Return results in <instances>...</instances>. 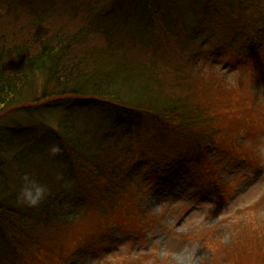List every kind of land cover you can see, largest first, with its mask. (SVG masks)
Listing matches in <instances>:
<instances>
[{
  "label": "trees",
  "instance_id": "obj_1",
  "mask_svg": "<svg viewBox=\"0 0 264 264\" xmlns=\"http://www.w3.org/2000/svg\"><path fill=\"white\" fill-rule=\"evenodd\" d=\"M30 2L24 0L26 6L19 10L0 0V118L12 109L31 114L40 107L48 111L66 105L58 125L40 132L30 152L43 154L48 142L60 143L75 168L88 173L89 185L82 188L90 186L103 197L99 208L90 206L82 193L85 209L118 213L133 201L132 184L139 177L148 187L175 164L191 165L196 176L209 173L218 181L214 160L249 161L236 144L239 138L231 142L230 137L238 89H228L216 63L208 77L198 64L208 65V57H217L219 50L223 58L236 54L239 65L258 66L264 58V0H206L198 22L187 31V9L175 11V0H69L67 13L57 12L54 0L43 10L33 9ZM223 23L239 25L230 39L221 41L215 31ZM146 35L159 37L170 48L191 38L197 72L187 76L178 63L171 73L158 68L156 42ZM259 82L264 83V75ZM263 86L242 100L249 117L259 114L264 120ZM93 113L99 115L94 122L87 119ZM102 157L113 160L110 167ZM106 173L120 178L118 188L96 187ZM214 185L221 195V183ZM35 208L37 212L25 210L16 199L0 195V226L10 241L15 242L16 234L27 241L38 234L39 245L41 229L37 233L31 226L44 222L47 227L51 217L57 219L45 202ZM219 232L202 233L209 257L200 264H264V224L245 218Z\"/></svg>",
  "mask_w": 264,
  "mask_h": 264
},
{
  "label": "rangeland",
  "instance_id": "obj_2",
  "mask_svg": "<svg viewBox=\"0 0 264 264\" xmlns=\"http://www.w3.org/2000/svg\"><path fill=\"white\" fill-rule=\"evenodd\" d=\"M5 1L19 10L26 6L24 0ZM44 1L45 4H41V0H32L29 4L33 3V9H49L53 0ZM54 1L57 12L67 13L69 0ZM175 1L178 2L172 7L175 11L187 9L184 16L187 31L191 23L198 22L206 0ZM124 6L129 9L128 2ZM238 25L233 23L228 27L223 23L215 32L221 41L230 39ZM260 29L264 30V22ZM175 35L172 33V37ZM145 39L158 44V47L154 44L158 51V68L168 69L171 73L173 65L178 63L184 66L187 76L197 72L198 66L190 55L196 48L191 38L189 41L184 39L183 43L179 39L171 48L165 47L159 37L152 39L146 35ZM216 52L217 57L209 56L206 60L208 65H198L203 69V77H208L212 73L210 66L216 63L214 67L223 83L229 85L228 89L234 93L238 89V97L232 106L235 119L231 122L234 132L230 137L231 142L239 138L235 140L236 144L243 146L241 151L249 161L243 158L233 159L231 163L226 159L214 160L212 171L219 175L218 181L209 173L196 176L191 165L177 164L170 170L164 169L148 187H143L144 181L139 177L137 183L132 184L133 201L118 213L111 210L105 214L101 209H85L82 193L87 195L90 206L99 208L103 197L90 186L82 188L84 184L89 185L88 173L83 174L75 168L78 165L66 158L63 151L57 155L62 158L49 155L50 147L54 144L61 147L60 143L48 142L43 154L32 155L30 152L40 132H48L58 125L66 105L48 111L40 107L31 114L12 109L1 117L0 195L11 201L16 199V203L25 210L37 212L35 207L22 205L17 199L23 184L22 177L28 173L50 189L44 202L57 220L51 217L47 227L44 222L31 226L37 233V228L41 229L39 245L38 234L30 235L34 238L32 241H27L23 234H16L13 243L0 226V264H200L209 257L201 242L205 230L217 228L221 235L228 225L243 222L245 218L264 224V120L259 114L247 116L249 113L242 102L244 98L250 99L254 88L264 84L259 82L260 76L264 75V58L258 66L250 67L236 63V54L229 59L223 58L219 50ZM249 78L252 79L250 86L247 85ZM185 86L188 91V86ZM262 89L264 91V86ZM232 107L228 108L229 113ZM98 118L99 115L93 113L87 119L94 122ZM23 128H28L25 138H21ZM102 160L106 161L103 157ZM108 161L106 168L113 163L112 159ZM58 175L63 179L58 180ZM104 178L103 183L96 184L98 189L119 187L120 178L115 174L106 173ZM219 182L221 195L214 185ZM107 203L115 204L109 199ZM225 240L229 242V236Z\"/></svg>",
  "mask_w": 264,
  "mask_h": 264
},
{
  "label": "clouds",
  "instance_id": "obj_3",
  "mask_svg": "<svg viewBox=\"0 0 264 264\" xmlns=\"http://www.w3.org/2000/svg\"><path fill=\"white\" fill-rule=\"evenodd\" d=\"M49 155L55 157L62 152V148L58 144L50 147ZM58 180L63 179L62 175L57 176ZM23 184L18 194V202L27 207H38L49 196L50 189L46 184L39 182L34 176L25 173L22 177Z\"/></svg>",
  "mask_w": 264,
  "mask_h": 264
}]
</instances>
